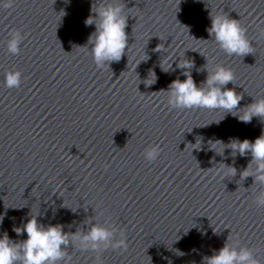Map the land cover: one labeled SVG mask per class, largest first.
I'll use <instances>...</instances> for the list:
<instances>
[{"label": "water", "instance_id": "95a60500", "mask_svg": "<svg viewBox=\"0 0 264 264\" xmlns=\"http://www.w3.org/2000/svg\"><path fill=\"white\" fill-rule=\"evenodd\" d=\"M100 2L0 7V236L26 239L13 228L31 215L68 233L92 219L127 236V250L102 251V264H202L228 236L264 264V207L255 203L262 186L239 176L251 155L209 149L215 140L254 141L264 118L243 123L223 109L172 108L161 91L185 79L175 61L187 58L198 85L207 66L231 69L238 108L264 97V0H118L129 48L119 62L97 66L78 46L95 31L84 21ZM219 14L246 28L252 53L228 55L209 37L210 15ZM17 30L23 40L12 55L6 44ZM150 70L157 80L146 86ZM8 71L22 74L18 88L5 87ZM155 145L161 151L149 163L143 153ZM220 163L237 175L217 174L228 171ZM66 251L69 264H98L96 252L71 243Z\"/></svg>", "mask_w": 264, "mask_h": 264}, {"label": "clouds", "instance_id": "9594fccd", "mask_svg": "<svg viewBox=\"0 0 264 264\" xmlns=\"http://www.w3.org/2000/svg\"><path fill=\"white\" fill-rule=\"evenodd\" d=\"M14 4L15 0H0V7L6 9L12 8ZM127 18L118 0H101L95 9L92 5L90 15L84 23L85 26H95V31L90 34L86 45L78 47L87 48L97 66L119 62L125 55L126 49L128 51L129 48L126 32ZM210 20V27L206 29L209 37L228 55L242 57L253 52L252 43L246 35L247 30L239 20L230 18L228 14L210 15ZM22 40L21 32L13 31L6 44L8 53L19 54ZM88 45H91L90 49ZM175 62L178 68L184 69L185 79L176 78L171 81L166 90H161L168 94L170 107L223 109L225 113H230L243 123H250L253 117L264 118V97L255 100L243 109L238 108L243 99L242 95L237 93L235 88L227 87L235 79L231 69L220 65L207 66L208 75L198 85L191 73L194 66L193 61L185 58L183 63L179 60ZM21 75L19 71H8L5 74V87L18 88ZM150 75L154 79L145 84L146 86L156 83L157 77L153 70L149 71L144 81H148ZM210 142L212 147L209 149L217 154L222 153L226 148H230L233 155L239 154L241 157L248 156L250 153V162L239 172L240 181L253 177L254 184L262 186L259 194L255 196V203L258 207H264V131L254 141L247 138L243 140L230 138L227 144L222 140ZM217 145L226 147L217 151ZM159 154L160 147L155 145L147 147L143 156L151 163L158 159ZM220 164L228 171L218 169L217 174L222 173L224 178L237 175V169L234 166ZM3 218H0V223L3 222ZM13 231L17 236L26 233L27 238L14 241L6 232L0 236V264H69L71 256L66 251L69 243L73 247H79L82 251L96 252V260L98 264H102L100 261L102 251L108 248L126 251L128 248L127 236L123 230L115 226L96 223L92 219L87 221L83 229L68 233L64 231L61 224L45 226L39 222L38 215H31L22 227H14ZM177 255L182 256L184 253L177 250ZM202 264H260V261L254 255L253 249L241 246L238 240L233 241L232 237L228 236L223 247L218 250L214 249L211 256L202 258Z\"/></svg>", "mask_w": 264, "mask_h": 264}, {"label": "snow or ice", "instance_id": "6c2138e0", "mask_svg": "<svg viewBox=\"0 0 264 264\" xmlns=\"http://www.w3.org/2000/svg\"><path fill=\"white\" fill-rule=\"evenodd\" d=\"M159 146V145H158ZM160 147V146H159ZM160 151H161V149H160Z\"/></svg>", "mask_w": 264, "mask_h": 264}]
</instances>
